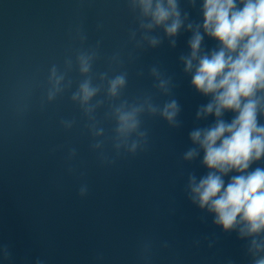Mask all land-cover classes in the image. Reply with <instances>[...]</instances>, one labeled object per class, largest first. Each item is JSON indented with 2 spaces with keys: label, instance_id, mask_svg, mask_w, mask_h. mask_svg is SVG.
<instances>
[{
  "label": "water",
  "instance_id": "water-1",
  "mask_svg": "<svg viewBox=\"0 0 264 264\" xmlns=\"http://www.w3.org/2000/svg\"><path fill=\"white\" fill-rule=\"evenodd\" d=\"M179 3L191 21H201L200 0ZM139 23L128 0H0V264L264 261V254L253 259L248 239L223 231L189 196V175L207 171L203 153L183 159L193 147L189 133L214 119H196L209 98L193 89L180 60L190 52L191 33L182 29L173 47L155 29L150 35L161 43L153 48ZM203 47L215 42L205 36ZM91 50L94 83L101 73H126L122 98L151 96L158 105L176 99L177 126L145 113L146 142L134 154L117 152L114 122L105 115L112 101L105 99L92 120L71 99L84 78L76 54ZM69 57L71 87L49 101V69L65 71ZM154 67L170 79L168 95L156 87ZM93 125L104 129L102 136ZM98 141L102 147L94 148Z\"/></svg>",
  "mask_w": 264,
  "mask_h": 264
},
{
  "label": "clouds",
  "instance_id": "clouds-1",
  "mask_svg": "<svg viewBox=\"0 0 264 264\" xmlns=\"http://www.w3.org/2000/svg\"><path fill=\"white\" fill-rule=\"evenodd\" d=\"M190 2L196 4V0ZM128 4L138 12L143 39L150 47L161 43L160 38L150 35L155 29H162L173 47L182 29L191 33L187 42L190 52L180 60L184 72L191 75L193 89L209 98L197 109L196 119H214L189 133L193 147L184 152L183 159L190 162L203 153L201 165L207 170L199 178L189 175V196L223 231H235L238 238L248 239V252L255 260L264 254V167H254L264 160V0H200V22L191 21L189 14L182 12L179 0H128ZM205 36L215 47H203ZM96 56L94 50L76 54L75 64L84 78L71 99L92 120L105 99L112 101L105 115L114 122L113 147L117 152L124 148L134 154L141 142H146L147 132L142 130L145 113L158 114L169 125L177 126L181 108L176 99L158 105L151 96L131 101L122 98L126 73L111 77L101 73V83H94L91 73ZM72 66L69 57L65 71L56 65L49 69V101L71 87L66 77ZM151 74L157 78L156 87L168 95L170 79L163 78L155 67ZM102 88L104 98L98 99ZM226 114L231 118L225 119ZM92 127L95 136L103 135L102 127ZM93 147L101 148L102 141ZM80 191L83 195L86 189Z\"/></svg>",
  "mask_w": 264,
  "mask_h": 264
}]
</instances>
